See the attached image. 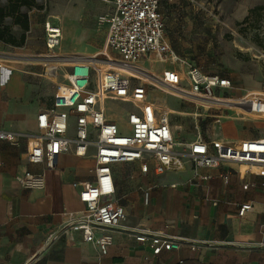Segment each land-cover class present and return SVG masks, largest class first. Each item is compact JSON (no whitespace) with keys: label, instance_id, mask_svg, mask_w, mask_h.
<instances>
[{"label":"built area","instance_id":"2783aa9c","mask_svg":"<svg viewBox=\"0 0 264 264\" xmlns=\"http://www.w3.org/2000/svg\"><path fill=\"white\" fill-rule=\"evenodd\" d=\"M161 2L113 0L112 12L100 18L108 25L106 44L113 57L108 62L110 69L100 65L98 60L72 63L67 66L64 82L58 86L52 104L38 112L35 133L0 130V141L12 146L19 147L25 139L30 164L44 168L41 172L25 170L16 177L25 190H45L44 171L55 169L58 157L63 154L94 160L91 170L94 179L73 183L85 210L67 214L66 225L79 231L83 242L94 245L101 256L109 254L115 234L127 218L117 197L116 166L137 164L142 175L162 176L182 171L185 161L194 165L195 172L201 168L235 164L247 165L249 169L258 166L263 169L261 175L264 176V137L207 141L198 136L191 142L178 143L174 138L171 111L159 108L149 98L147 82L137 75L144 73V61L185 63L166 41ZM44 29L47 49L52 52L59 46L62 32L50 21L44 23ZM174 75L177 86L184 88L181 84H187L185 90L196 103L212 101L217 93L233 87L228 77L206 74L195 65H189L182 77ZM111 101L131 105L134 111L129 113L124 109V117L119 119L108 111ZM253 102L258 107L264 106L263 100ZM224 181L228 182V176ZM255 186L264 192V179ZM252 210L251 202H245L239 207L238 216L242 218ZM131 236L152 249L181 248L180 241L148 228L134 230ZM191 248L195 250L198 246Z\"/></svg>","mask_w":264,"mask_h":264},{"label":"crops","instance_id":"0c3cea01","mask_svg":"<svg viewBox=\"0 0 264 264\" xmlns=\"http://www.w3.org/2000/svg\"><path fill=\"white\" fill-rule=\"evenodd\" d=\"M4 3L2 0L3 6ZM161 13L165 38L171 48L189 42L184 25L173 21V9L161 2ZM52 24L62 32L59 25ZM18 28L11 26L12 30ZM155 63L159 62L149 59L143 65L150 70ZM14 78L18 81V76ZM228 78L233 85L235 81L248 84L252 76L232 73ZM147 92L156 103L148 89ZM15 93L8 86L6 92L0 91V130L35 133L36 117L42 109L31 112L12 107L8 98ZM220 96L217 98L224 99ZM260 137L264 134L229 137L228 141ZM94 165L91 157L63 154L58 157L55 169L44 171L45 190H25L16 177L25 170L41 172L43 166L30 164L25 139L19 147L0 141V264H264V192L255 186L263 181V173L251 168L243 171L242 165L235 164L195 172L189 161H185L182 171L162 176L142 175L137 164L116 166L117 197L127 218L115 234L109 254L101 256L94 245L83 242L79 231L66 225L67 214L85 210L73 183L92 181ZM126 165L137 166L138 170L123 178ZM245 202H251L253 210L241 218L238 210ZM140 228L178 240L181 248L166 251L137 242L131 235ZM192 246L198 248L192 250Z\"/></svg>","mask_w":264,"mask_h":264},{"label":"rangeland","instance_id":"374dc122","mask_svg":"<svg viewBox=\"0 0 264 264\" xmlns=\"http://www.w3.org/2000/svg\"><path fill=\"white\" fill-rule=\"evenodd\" d=\"M36 4L38 8L29 11L30 30L25 45L18 48L0 42V53L24 56L92 54L102 47L107 23L101 22L100 18L111 13L112 0H36ZM162 5L170 6L173 21L184 25L189 46L178 43L173 48L185 63L166 66L159 62L153 65L151 71L176 86L173 72L177 71L179 77L186 75L189 65L197 66L206 74L226 77L232 73L251 75L248 84L235 81L232 89L217 93V97L222 95L225 100H234L247 96L252 102L256 99L264 102V0H162ZM256 8L260 9L250 14V10ZM23 11L28 12L26 8ZM48 20L62 28L61 42L52 52L47 49L45 40L44 23ZM6 22L10 27L13 25L10 17ZM12 31L17 37L22 33L20 28ZM47 63V66L24 65L0 57V91L6 92L7 86L10 92L16 91L8 98L12 107L36 112L50 104L58 86L64 82L68 69L55 61ZM19 69L22 73H19ZM14 76H18V81L13 90L9 82ZM146 84L150 97L159 108L181 113L171 112L174 138L178 143L191 142L198 136L205 140H231L236 136L243 138L264 134V118L247 120L249 118L241 119L245 116L237 115L233 110H206L201 103L172 97L165 90ZM181 86L188 89L185 82ZM107 108L110 114L119 119L124 117V109L129 113L134 111L131 105L124 106L113 101L108 102ZM137 168L126 165L122 177L127 178L137 172ZM121 183H124L123 179Z\"/></svg>","mask_w":264,"mask_h":264},{"label":"bare ground","instance_id":"6f19581e","mask_svg":"<svg viewBox=\"0 0 264 264\" xmlns=\"http://www.w3.org/2000/svg\"><path fill=\"white\" fill-rule=\"evenodd\" d=\"M0 56H3L6 60L13 59L16 61L21 62L24 65L27 64H42L43 66H47L49 63L48 61H55L61 66H70L74 62L82 61V60H88V62H95L96 60L99 61L100 65H104V67L109 70V61L113 60V57L111 56L108 46L106 42L104 41L102 47L95 53L92 54H71V55H62V54H49V55H39V56H24V55H16L12 53H0ZM40 61V62H34V61ZM95 60V61H92ZM52 65V64H51ZM97 65V64H96ZM102 70V68H100ZM144 73L137 74L140 76L145 82L149 83L150 85L156 87L160 90H165L167 94H169L172 97L175 98H183V99H191L189 97L188 91L185 89L178 87L174 85L173 83H170L164 78H161L157 74H155L153 71L149 69H143ZM19 73H22V71L19 69ZM17 83V80L14 78L10 82L11 89L14 90V87ZM212 101H206L202 102L203 106L206 110H209L211 108L213 109H227V110H233L236 112V114H243L246 118L249 119H260L264 118V106L258 107L257 105H254V102L248 100L247 97H240L238 99L234 100H225L221 98H213ZM192 101V100H191ZM194 102V101H193ZM196 103V102H195ZM198 103V102H197ZM174 114H181L180 112L176 110H171ZM257 113L256 116L255 114ZM248 168L247 165H242L241 169L244 171ZM254 172L262 173L263 169L258 166H253L251 168Z\"/></svg>","mask_w":264,"mask_h":264},{"label":"trees","instance_id":"16d2710c","mask_svg":"<svg viewBox=\"0 0 264 264\" xmlns=\"http://www.w3.org/2000/svg\"><path fill=\"white\" fill-rule=\"evenodd\" d=\"M5 1L6 4L3 6L2 0H0V42L13 47H23L27 40V33L30 30L29 15L27 12L23 11V8H26L28 11L38 8L36 0ZM258 9L260 8L250 10V14ZM8 17L13 20L14 25L21 29L22 33L19 37L14 34L10 26L5 24V20ZM247 18L244 20V22L247 21Z\"/></svg>","mask_w":264,"mask_h":264},{"label":"water","instance_id":"95a60500","mask_svg":"<svg viewBox=\"0 0 264 264\" xmlns=\"http://www.w3.org/2000/svg\"><path fill=\"white\" fill-rule=\"evenodd\" d=\"M0 57L4 58L3 56H0Z\"/></svg>","mask_w":264,"mask_h":264}]
</instances>
